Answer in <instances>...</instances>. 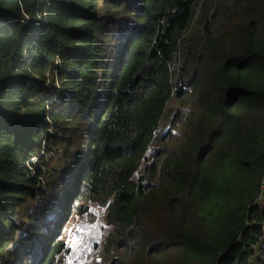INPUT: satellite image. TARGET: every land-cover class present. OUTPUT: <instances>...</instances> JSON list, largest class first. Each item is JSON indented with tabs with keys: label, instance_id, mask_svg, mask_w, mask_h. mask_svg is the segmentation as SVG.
<instances>
[{
	"label": "trees",
	"instance_id": "obj_1",
	"mask_svg": "<svg viewBox=\"0 0 264 264\" xmlns=\"http://www.w3.org/2000/svg\"><path fill=\"white\" fill-rule=\"evenodd\" d=\"M106 205L95 264L255 261L264 0H0V264Z\"/></svg>",
	"mask_w": 264,
	"mask_h": 264
},
{
	"label": "rangeland",
	"instance_id": "obj_2",
	"mask_svg": "<svg viewBox=\"0 0 264 264\" xmlns=\"http://www.w3.org/2000/svg\"><path fill=\"white\" fill-rule=\"evenodd\" d=\"M47 86H50V83ZM178 111L179 105L172 101L169 105L167 116L162 120L160 126L162 131H166L170 127L171 120ZM90 221L89 219L82 220L80 217L73 216L64 229L63 239L66 241L70 250V256L73 253V257L68 258L70 260H67L69 261L67 264L96 263L98 257L95 255L96 252L92 246L95 243L101 242L107 230L101 227L103 221L96 230H91L88 226L84 227L87 224L86 222Z\"/></svg>",
	"mask_w": 264,
	"mask_h": 264
},
{
	"label": "built area",
	"instance_id": "obj_3",
	"mask_svg": "<svg viewBox=\"0 0 264 264\" xmlns=\"http://www.w3.org/2000/svg\"><path fill=\"white\" fill-rule=\"evenodd\" d=\"M49 83V81H47L44 85L47 86ZM35 81L31 83V85H34ZM56 101H61L60 98H56ZM107 209H108V205L106 206H102V207H97L96 208V212H95V219L90 221V222H86L87 224L84 225V227H89L91 230H96L101 222L104 220L106 213H107ZM255 257L253 259H255V261L253 260L252 264H261L264 261V232L260 238L259 244L256 247V252H255ZM257 260V262H256Z\"/></svg>",
	"mask_w": 264,
	"mask_h": 264
},
{
	"label": "clouds",
	"instance_id": "obj_4",
	"mask_svg": "<svg viewBox=\"0 0 264 264\" xmlns=\"http://www.w3.org/2000/svg\"><path fill=\"white\" fill-rule=\"evenodd\" d=\"M49 83H51V82L49 81Z\"/></svg>",
	"mask_w": 264,
	"mask_h": 264
}]
</instances>
